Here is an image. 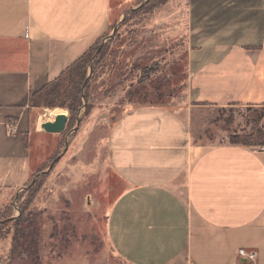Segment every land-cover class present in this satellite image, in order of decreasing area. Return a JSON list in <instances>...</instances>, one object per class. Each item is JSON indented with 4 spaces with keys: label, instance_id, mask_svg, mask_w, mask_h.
<instances>
[{
    "label": "crops",
    "instance_id": "0c3cea01",
    "mask_svg": "<svg viewBox=\"0 0 264 264\" xmlns=\"http://www.w3.org/2000/svg\"><path fill=\"white\" fill-rule=\"evenodd\" d=\"M189 3L186 102L139 105L110 127L107 159L125 189L108 211L105 240L126 264H264V150L192 139L202 107H264V0ZM133 4L0 0V208L40 165L32 139L41 143L45 132L33 126V100Z\"/></svg>",
    "mask_w": 264,
    "mask_h": 264
},
{
    "label": "rangeland",
    "instance_id": "374dc122",
    "mask_svg": "<svg viewBox=\"0 0 264 264\" xmlns=\"http://www.w3.org/2000/svg\"><path fill=\"white\" fill-rule=\"evenodd\" d=\"M189 2L135 0L78 64L33 100L38 130L39 121L55 117L48 109H62L67 122L61 133L45 132L41 143L32 139L39 168L26 187L2 199L0 264H31L34 252L41 264H56L62 255L126 264L105 240L108 211L125 189L109 165L106 139L130 108L186 102L194 44ZM262 129L264 107H202L192 116V139L205 147Z\"/></svg>",
    "mask_w": 264,
    "mask_h": 264
},
{
    "label": "trees",
    "instance_id": "16d2710c",
    "mask_svg": "<svg viewBox=\"0 0 264 264\" xmlns=\"http://www.w3.org/2000/svg\"><path fill=\"white\" fill-rule=\"evenodd\" d=\"M92 48V47H91ZM90 50V49H89ZM88 50V51H89ZM87 51V52H88ZM86 52V53H87ZM85 53V54H86ZM84 54V55H85ZM84 55H82V57L81 58H79L73 65H72V67L74 66V65H76V64H78L80 61H81V59L83 58V56ZM72 67H70L68 70H66V72L67 71H69ZM63 75V74H62ZM62 76H60L57 80H55L54 81V84L61 78ZM51 85H53V84H51ZM51 85H48V86H51ZM48 86H45L44 87V89L46 88V87H48ZM43 89V90H44ZM43 90H42V92H43ZM42 92H40V93H42ZM39 93V94H40ZM230 142H232V143H238V144H243V145H258V146H261V145H264V130L262 129V130H258V131H255L254 133H252V134H249V135H237V136H234V137H232V138H230ZM31 264H41L40 263V261H39V259H38V256H37V254H36V252H34V260H33V263H31Z\"/></svg>",
    "mask_w": 264,
    "mask_h": 264
},
{
    "label": "water",
    "instance_id": "95a60500",
    "mask_svg": "<svg viewBox=\"0 0 264 264\" xmlns=\"http://www.w3.org/2000/svg\"><path fill=\"white\" fill-rule=\"evenodd\" d=\"M67 116L64 113L57 114L53 120L44 121L39 125V130L47 133H61L65 128Z\"/></svg>",
    "mask_w": 264,
    "mask_h": 264
},
{
    "label": "built area",
    "instance_id": "2783aa9c",
    "mask_svg": "<svg viewBox=\"0 0 264 264\" xmlns=\"http://www.w3.org/2000/svg\"><path fill=\"white\" fill-rule=\"evenodd\" d=\"M8 127H9V129H10L11 132H14V131H15V125L13 124L12 121L8 122ZM259 149H260V150H264V145L259 146ZM238 254H239L242 258H244V259H246V260H248V261H254V259H255V254H254V252H252V251H247V250H245V249H243V248H240V249L238 250Z\"/></svg>",
    "mask_w": 264,
    "mask_h": 264
},
{
    "label": "bare ground",
    "instance_id": "6f19581e",
    "mask_svg": "<svg viewBox=\"0 0 264 264\" xmlns=\"http://www.w3.org/2000/svg\"><path fill=\"white\" fill-rule=\"evenodd\" d=\"M59 113H64V112H62V109H58V108H54V109H48V113H47V115H57V114H59Z\"/></svg>",
    "mask_w": 264,
    "mask_h": 264
}]
</instances>
